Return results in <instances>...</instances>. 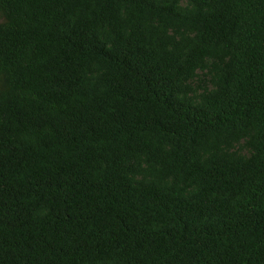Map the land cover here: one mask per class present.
I'll return each mask as SVG.
<instances>
[{
	"label": "trees",
	"instance_id": "obj_1",
	"mask_svg": "<svg viewBox=\"0 0 264 264\" xmlns=\"http://www.w3.org/2000/svg\"><path fill=\"white\" fill-rule=\"evenodd\" d=\"M0 264H264V0H0Z\"/></svg>",
	"mask_w": 264,
	"mask_h": 264
}]
</instances>
